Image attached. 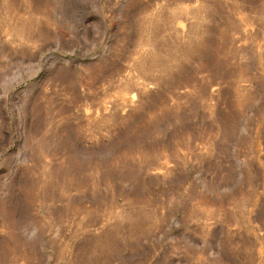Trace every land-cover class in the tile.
<instances>
[{
	"label": "rangeland",
	"instance_id": "374dc122",
	"mask_svg": "<svg viewBox=\"0 0 264 264\" xmlns=\"http://www.w3.org/2000/svg\"><path fill=\"white\" fill-rule=\"evenodd\" d=\"M0 264H264V0H0Z\"/></svg>",
	"mask_w": 264,
	"mask_h": 264
},
{
	"label": "bare ground",
	"instance_id": "6f19581e",
	"mask_svg": "<svg viewBox=\"0 0 264 264\" xmlns=\"http://www.w3.org/2000/svg\"><path fill=\"white\" fill-rule=\"evenodd\" d=\"M152 59H154V62H158V61H159V58H158L157 56H154ZM152 61H153V60H152ZM151 68H155V66H152ZM136 70L140 73V77H139V79H142V80H143V81H142V84H143V85H147L148 81H147V78H146V74H147L148 72H151L152 69H150V70H148V71H145L144 68H143L141 65H139V67L137 66ZM122 101H123V102L121 103V106H123V107H127L128 105H127V102H126V100L124 99V97L122 98Z\"/></svg>",
	"mask_w": 264,
	"mask_h": 264
}]
</instances>
